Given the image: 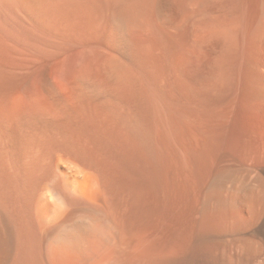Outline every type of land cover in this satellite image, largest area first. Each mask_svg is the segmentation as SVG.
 Wrapping results in <instances>:
<instances>
[{"label":"bare ground","instance_id":"1","mask_svg":"<svg viewBox=\"0 0 264 264\" xmlns=\"http://www.w3.org/2000/svg\"><path fill=\"white\" fill-rule=\"evenodd\" d=\"M204 1L0 0V264H264V0L252 60L248 1H221L213 85L174 68L163 93L128 37L164 48Z\"/></svg>","mask_w":264,"mask_h":264},{"label":"rangeland","instance_id":"2","mask_svg":"<svg viewBox=\"0 0 264 264\" xmlns=\"http://www.w3.org/2000/svg\"><path fill=\"white\" fill-rule=\"evenodd\" d=\"M221 1L222 0H205L204 1V4H203L202 7L203 8L205 7L204 8V12L207 11L206 13L208 14V16H205L204 18H205V20H206V18H207V20L209 19V21H207V20L205 21L204 20L206 23L205 22H202L203 21V19H202V20H200L202 22V24H200V21H199V22H197L198 24L196 23V24L192 25V27H191L190 26V23H191V21L195 17V16L194 17L192 16V17H190L191 20L187 22L188 24L186 23V26H184L185 28L182 27V28L176 30V32L175 31L173 32V31H170V30H167V29L166 30L165 29H162V30H164V32L162 33V36L163 37L165 36V37L163 39L161 37V39H162V41L164 40L163 41L164 42L163 45H165V47H164L165 49L163 48V46H161L160 44H158V43H160V41L157 38L156 34L153 32L152 28H150V26L147 27L149 25V22H148V24L145 23L146 28H145V25H144L143 26L144 28H141V30H136L137 33L135 31H130L129 32L130 34H128V37H129L130 41L136 46V48H137V46L140 45L139 47H141V48H139V47L138 48L139 49H142V50H140V52H141V54H143V55H140V58L142 60V63L144 62L143 63V66L142 67L141 66H139V67L137 66L138 68L136 69L139 78L142 79V80H144V81H147V79H148V81H149V80H151V78L154 79V77H155V79L157 81H160L161 88H162L163 93H166L169 90L168 87H167L168 83H170V81H171L169 79L172 78V81L174 80V72L175 71L172 72V70L174 68L177 69V72H180L179 74L181 76L184 75L183 77H181L184 80H187L188 78H190L192 80L193 79H196V80H199V81H202L203 80V82H205L206 84H209V82H210L209 85H213V84L219 83L220 81H223L224 78H225V76L228 75V67L226 68V64H225L226 63V60L224 59V55H223L224 52L223 51H225L224 50V45L226 44L225 42L229 40V38L227 37L228 36L227 33L229 32V36H230V33L231 32L228 30V27L229 26H227L226 24H224V26L226 25V28L227 29L225 28V30H223V28H224L223 23H222L223 20L220 18V16H219V18L221 20L218 18L220 20V22H219L218 19H216V17H218L216 15H219V14L221 15L220 12L223 11V10L220 11L221 8H219L222 5V2ZM247 1H248V3L245 4L246 5L245 7H243L245 9L242 8L244 11L241 10V12H243V13H241V18H240L241 20H239L240 24H238V28L241 25L240 28H239V30H238L240 32V33L238 32V34L241 35V36H239V35H236L235 36L234 33H231L232 34L231 36H233L235 38H237V36H238L239 39L237 38V41H240L239 43H237L238 44L237 49L239 51L238 54H240L242 51H244L243 53H241L244 56L247 55V53H245V50H246V52L248 50V52L252 53V49H256L257 46L259 45L258 42L256 44H254L256 42L255 40H257V39L255 37L256 35H254L255 34V29H254L255 27L253 28V25H257V23H258L257 21L260 19V18H258V16L260 15L259 14L260 13V9H257V8H260V5H258V4H260V0H250V1L247 0ZM247 1H245V2H247ZM253 1L254 2L257 1L256 2L257 4L255 3L256 5H253V3H254ZM249 2H250V4H249ZM248 4H249L248 7L250 8L249 11H248V7H247ZM255 7H256V11L254 10ZM222 8H223V6H222ZM251 9H253L252 10L253 13L250 14ZM209 11H211V12H209ZM148 13H150V12H145V14H144V16H145L144 17V20H146L145 19L146 17L148 19L149 18L151 19V17L148 15ZM211 13H212V16H211ZM249 15H250V19L248 18ZM251 15H252V17H251ZM211 18H215L216 20L215 19H212L211 20ZM256 19H257V21H256L257 23L256 24H253L254 23V20H256ZM247 21H249V22H247ZM203 24H204V27L205 28L202 26ZM242 25L245 26V27L243 28ZM193 26H194V28H193ZM196 27H198V28L196 29ZM247 28H248V30H247ZM150 30L152 32H150ZM160 32H162V31L160 30ZM200 32H202V33H200ZM166 34L168 35L167 38H166ZM171 34H173V35H171ZM130 35H132V36H130ZM231 36H230V38H232ZM198 38H201V39H199V41H197ZM224 38H226V40ZM195 39H197V40L195 41ZM202 39H203V41H202ZM230 40H232V39H230ZM192 42H196V43H192ZM199 42H200V44L202 42V44H201L200 47H204L205 49L202 48V50L204 49L205 51H204V54H202L203 52H201V54H200L201 56H199L200 58L196 59L198 57V55H199V53H198L199 51L196 48V46L200 45V44H197ZM155 43L158 44V45L156 46ZM203 43L205 44V46H204ZM192 44H194V45H192ZM222 44H223V46H222ZM159 45H160V47H158ZM142 46L144 47V49H143ZM191 46H193L192 47L193 49L191 48ZM218 46H220V47H218ZM259 46L261 47L262 45H259ZM161 47L163 48V50H162ZM240 47H241V49H240ZM168 48L169 49L171 48V49L169 50ZM202 50H200V51H202ZM253 51H255V50H253ZM168 52H170V53H168ZM156 53H158V54H156ZM250 53L247 55L248 57H249ZM171 55H172V57H171ZM195 55H197V56H195ZM247 56H245V58H248ZM252 56H253V54H251L250 57H249L250 59L248 58L247 60H252V58L254 59V56L253 57ZM165 57H166V59H165ZM167 57L171 58V61L172 62ZM172 58H173L174 61L172 60ZM161 63H163V64H161ZM170 63H173V65H171ZM152 64L153 65L155 64V66H153ZM167 67L172 68V69L169 70V68H167ZM158 68H160V69H158ZM186 68L188 70H186ZM151 69H153V70H151ZM166 69H168V70H166ZM151 71H153V72H151ZM156 71H158V72L156 73ZM168 71L172 72V73L169 72V74H170L171 77L168 76V73H167ZM154 72H155V74H154ZM181 73H184V74H181ZM186 74H187V76H189L188 78L186 77ZM161 75H162V77H161ZM159 76H160V78H159ZM162 78H164V79H162ZM163 80H165V82ZM167 81H168V83H167ZM173 84H174V82H173ZM174 88L175 89L172 88L173 91H171V93H174V95L177 98H184L183 91L179 90L178 87H175L174 86ZM207 99H209V98H207ZM210 101L211 102H209V100L207 101L208 102L207 107H206L207 110H208L209 107H211L209 104L212 103L211 105H213V106L215 104V101H212V100H210ZM221 103L218 104V102H217L218 105H220ZM217 104H216L215 107L218 106ZM236 104L237 103L234 102V104L232 105L231 108H234V106ZM209 110H211V108H209ZM202 121L203 120L201 119L199 122L202 123ZM201 141H203V140H201ZM209 166H211V165H209Z\"/></svg>","mask_w":264,"mask_h":264}]
</instances>
